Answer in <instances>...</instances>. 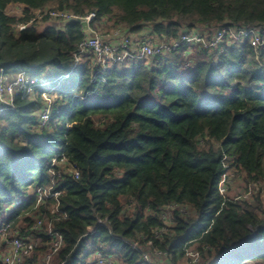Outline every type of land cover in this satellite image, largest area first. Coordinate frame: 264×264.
<instances>
[{
    "label": "trees",
    "instance_id": "16d2710c",
    "mask_svg": "<svg viewBox=\"0 0 264 264\" xmlns=\"http://www.w3.org/2000/svg\"><path fill=\"white\" fill-rule=\"evenodd\" d=\"M44 9L94 12L97 29L154 45L193 30L264 29V0H0V74L43 71L52 81V103L41 87L18 92L12 107L0 99V222L41 241L22 264H44L49 251L48 233L31 229L38 217L65 239L53 264H87L99 250L119 264H157L144 260L147 248L166 264H187L190 251L200 264H264L261 192L255 204L222 192L233 172L250 190L264 185V48L257 53L250 39L183 47L99 74L91 50L75 63L86 26L30 23ZM62 155L80 179L60 171L53 180ZM53 181L66 216L47 210L51 198L35 209L36 192ZM6 248L0 235V264Z\"/></svg>",
    "mask_w": 264,
    "mask_h": 264
},
{
    "label": "built area",
    "instance_id": "2783aa9c",
    "mask_svg": "<svg viewBox=\"0 0 264 264\" xmlns=\"http://www.w3.org/2000/svg\"><path fill=\"white\" fill-rule=\"evenodd\" d=\"M45 18L58 20L61 22L77 21L86 26L85 39L79 45V51L76 54V65H78L80 58L88 51L91 50L95 54L94 64L100 70L98 73H104L116 63L128 62L131 60H149L158 56H166L172 51H176L183 47L200 46L206 50L213 48H222L226 42L233 45L236 43H242L243 41L250 39L252 46L257 53L264 48V29L259 27H228L224 26L218 28L215 33L210 36L209 31L199 32L193 30L180 36V38L174 43H157L152 44L143 35H126L122 36L120 29H114L109 31H102L93 26L92 22L97 18L96 13H89L85 16H77L72 13L58 11L54 9L38 10L34 18L30 23L39 21ZM20 31L27 28V25L21 24L18 26ZM41 87L46 94V89H51L52 81L46 77L38 79L31 78L26 72H20L18 74H0V99L7 106H13L14 97L18 92H22L24 97L32 96L34 89ZM48 98V97H47ZM2 110H0L1 112ZM51 119V106L45 107L43 110L39 127L40 130H44L48 127ZM52 166L58 168L59 171H52L53 180L56 175H60V171L66 174H71L74 178L80 179V171L78 167L71 164L65 156L56 157ZM55 183L53 181L52 186L47 189H39L36 192V207L35 209L43 206L47 199H55V203L52 204L48 211L59 216H66L61 211L60 197L63 193L55 192ZM222 192L225 191L222 189ZM47 204V203H46ZM170 208H168L169 210ZM184 213L185 210H183ZM167 220L168 216L164 215ZM4 221V220H3ZM0 235L7 247L6 253H2L1 261L4 264H22V260L32 255L39 247H41V241L36 239L32 235H20V230H11V224L6 219L4 222H0ZM34 231L44 230L51 238L49 244V251L43 259L44 264H53L54 258L60 253L65 244V239L62 234L56 233L53 229L52 221L38 217L36 223L31 228ZM91 235L94 234L92 231ZM152 245L151 243L149 244ZM135 250H139V247L132 244ZM165 254L158 250H150L147 248L143 252L144 260H150V256L162 258ZM192 258L187 264H200L199 254L190 251L188 254ZM112 257L104 254L103 250L97 251L91 255L90 261L87 264H115L110 263L109 260ZM117 264H119L117 262Z\"/></svg>",
    "mask_w": 264,
    "mask_h": 264
},
{
    "label": "rangeland",
    "instance_id": "374dc122",
    "mask_svg": "<svg viewBox=\"0 0 264 264\" xmlns=\"http://www.w3.org/2000/svg\"><path fill=\"white\" fill-rule=\"evenodd\" d=\"M8 14L13 15V16H18V17H22L23 15V7L22 6H11L8 9ZM37 12L34 13V15H36ZM46 25V24H45ZM41 76L45 77L46 73L45 72H41ZM47 93H45L46 97H48V102L52 103L53 100L49 99V95L51 94L52 88L51 89H46ZM45 91V90H44ZM223 187L222 189L225 191L224 193H226L228 196L230 197H240L241 199H248L250 202H254V198L255 195L259 192H261V205L264 208V185H259L257 186V188L255 186H253L251 188V190L248 188V185L244 182L243 176L241 174H237V173H231V176L226 180L225 183H223ZM228 191V192H227ZM255 204V202H254ZM257 205L255 206V208L259 211L260 209H258L257 207H260L258 203H256ZM169 213V212H168ZM23 225V223L21 224ZM6 241V240H4ZM9 247H7L5 249V252H7V249ZM1 252V254L3 253ZM34 254L30 255L29 257H27L26 259H30L33 257ZM26 259H23L22 261L24 262ZM150 263H157V264H166L163 258H159V257H155V256H150ZM22 262V263H23ZM110 263H114L117 264V262L119 263V261L115 260L114 258H111L109 260Z\"/></svg>",
    "mask_w": 264,
    "mask_h": 264
},
{
    "label": "crops",
    "instance_id": "0c3cea01",
    "mask_svg": "<svg viewBox=\"0 0 264 264\" xmlns=\"http://www.w3.org/2000/svg\"><path fill=\"white\" fill-rule=\"evenodd\" d=\"M203 31H206V32H207L208 30H207V29H205V30H203Z\"/></svg>",
    "mask_w": 264,
    "mask_h": 264
}]
</instances>
